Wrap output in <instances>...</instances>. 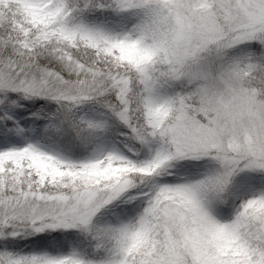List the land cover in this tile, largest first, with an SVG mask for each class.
<instances>
[{"label":"snow or ice","instance_id":"1","mask_svg":"<svg viewBox=\"0 0 264 264\" xmlns=\"http://www.w3.org/2000/svg\"><path fill=\"white\" fill-rule=\"evenodd\" d=\"M0 264H264V0H0Z\"/></svg>","mask_w":264,"mask_h":264}]
</instances>
